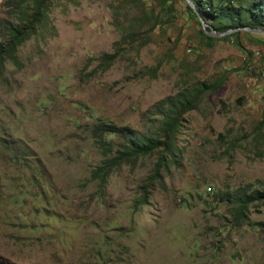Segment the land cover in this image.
<instances>
[{"label":"rangeland","instance_id":"obj_1","mask_svg":"<svg viewBox=\"0 0 264 264\" xmlns=\"http://www.w3.org/2000/svg\"><path fill=\"white\" fill-rule=\"evenodd\" d=\"M7 1L0 43L18 22ZM45 15L0 77V264H264V201L244 221L234 201L264 190V35L210 40L181 0H52ZM180 96L196 105L176 110L172 154L102 188L94 126L164 139L158 104Z\"/></svg>","mask_w":264,"mask_h":264},{"label":"trees","instance_id":"obj_2","mask_svg":"<svg viewBox=\"0 0 264 264\" xmlns=\"http://www.w3.org/2000/svg\"><path fill=\"white\" fill-rule=\"evenodd\" d=\"M52 0H8L7 5L12 8V13L17 16L18 22L8 21L5 26L4 41L0 43V77L3 75L6 63L15 58L18 48L28 40L32 35L38 32V28L42 25L46 18L48 5ZM166 2H175V0H164ZM183 1V0H181ZM186 3L185 1H183ZM197 6V10L201 17L207 22H228L223 27H217V31H226L238 27L248 26L251 28L264 29V0H193ZM214 2L217 3L215 6ZM211 6V7H210ZM186 8L192 15L197 16V13L187 3ZM213 27V25H212ZM233 33L232 36L237 35ZM210 40L213 38L208 37ZM119 54H106L101 59L106 67H110L117 59ZM168 103L169 112H165L170 120L164 124L162 129L164 139L149 138L139 132L132 131L127 127H118L114 124L100 122L93 128L95 144L102 151L103 160L102 167L93 172L92 178L100 181V186L105 187L108 181L109 173L115 168L121 167L123 164L137 161L141 156L154 154L162 149L167 153L172 154V136L179 127V118L182 112L193 110L196 103L191 102L184 97L168 98L160 102L158 105ZM182 107V112H176L179 107ZM161 112H164V107L161 106ZM176 115V116H175ZM175 116V117H174ZM119 134L124 138V141L119 150L114 152L113 145L106 140L108 135ZM223 137L222 134L219 135ZM166 157H162L157 165V172L167 166ZM160 174V173H159ZM234 201L239 206L240 220H247V211L250 205L255 202L264 201V190L253 191L250 195L240 193L234 197ZM241 223V222H239Z\"/></svg>","mask_w":264,"mask_h":264},{"label":"water","instance_id":"obj_3","mask_svg":"<svg viewBox=\"0 0 264 264\" xmlns=\"http://www.w3.org/2000/svg\"><path fill=\"white\" fill-rule=\"evenodd\" d=\"M183 1H185L192 9L195 10V12L197 13L198 19L202 25L203 32L208 37L221 38V37H225V36L231 35L233 33L240 32V31H246V32L254 34V35H264V29L263 28H251L248 26L238 27V28L226 30L224 32H219L215 28L210 26L208 23H206V21L201 17L200 13L197 10V6L193 2V0H183Z\"/></svg>","mask_w":264,"mask_h":264}]
</instances>
